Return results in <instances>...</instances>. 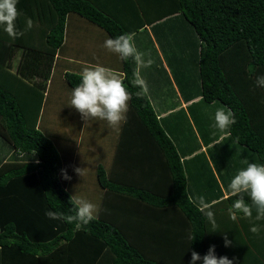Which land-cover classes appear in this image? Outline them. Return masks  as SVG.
<instances>
[{"label": "trees", "instance_id": "1", "mask_svg": "<svg viewBox=\"0 0 264 264\" xmlns=\"http://www.w3.org/2000/svg\"><path fill=\"white\" fill-rule=\"evenodd\" d=\"M23 3L18 0L16 6L20 10L17 28L30 37L40 21L46 46L36 49L25 45L15 73L0 65L4 71L0 73V141L11 152L7 159L0 158V264H189L193 250L202 257L210 245H215L217 256H227L233 264H264L256 254L261 256L264 249L257 247L264 238L256 241L242 214L237 221L230 218L229 209L236 197L220 200L227 212H214L215 220L226 227L221 229L217 224L215 230L189 197L184 162L174 142L148 96L134 95L140 89L132 84L137 66L131 59L122 61L119 57L121 76L133 98L127 120L113 143V162L122 163L125 180L116 181L114 171L108 177L100 164L96 165V180L105 199L108 194L122 196L126 206L138 204L142 212L103 209L96 220L79 229L75 223L46 215L73 214L72 196L59 178L65 150L39 125L46 80L54 53L63 43L67 16L75 14L88 20L108 38L132 34L146 22L136 0H130L128 16V20L134 15L139 19L134 27L90 0H31L30 4L25 2L26 9ZM161 5V14L147 23L167 15L185 22L188 34L196 39L200 103H217L233 113L236 122L227 129L232 144L251 151L257 164H264V138L252 127L251 114L235 90V74L230 75L224 57L226 52L239 55L245 49L248 59L239 55L243 59L239 64L247 59L250 76L257 66H264V0H162ZM28 19L33 26L26 30ZM177 27L181 23L171 25L175 30ZM24 34L13 41L0 26L1 61L11 58L13 46L25 43ZM33 77L39 81L29 84ZM81 79L80 73L63 74L70 88ZM212 161L221 177V164ZM246 202L250 203L247 197ZM225 234L231 251L219 253L218 248L225 246ZM251 245L256 252L247 259Z\"/></svg>", "mask_w": 264, "mask_h": 264}, {"label": "crops", "instance_id": "2", "mask_svg": "<svg viewBox=\"0 0 264 264\" xmlns=\"http://www.w3.org/2000/svg\"><path fill=\"white\" fill-rule=\"evenodd\" d=\"M26 1L27 3H31V0H24L23 5L25 9L27 7ZM90 1L109 14L117 16L122 20L126 19L128 25L134 27L139 22V19H136V15L128 20V16H131L130 9L132 8L130 0ZM136 2L140 4L143 20L146 23L143 27L132 33L134 37L133 43L136 49L144 54L145 60L152 59L154 61L151 67H141L137 71L148 85L149 92L147 96L162 127L174 142L181 161L184 162L188 195L197 206L199 205L200 198L203 197L205 202L213 205V212H227L224 211L220 200L230 195L228 185L231 179L239 170L246 168L248 163H257L256 158L246 148L232 144L233 141L230 140L227 130L220 131L214 127L216 111L223 109L225 112H229L227 108L217 103H200L201 96L196 65L198 51L196 39L194 35L188 34L186 27H184L185 22L178 18L175 20L176 18L167 15L147 23L148 19L155 18L161 14L162 9H164V5H161L162 0H136ZM34 6L36 7V5ZM26 15L24 11V22L27 19ZM37 23L39 25H36L34 35L29 37L28 34H24V37H27L25 43L19 44V47L13 46V49H15L14 53L9 60L1 61L0 59L1 66L15 73L18 63L22 59L25 45H30L36 49H42L46 46L44 39L45 30L40 21ZM174 23H177V25L181 23V27H177L176 30L171 28V25ZM17 29L20 31L21 28L18 27ZM106 39H108V36L98 26L75 14H69L65 22L63 43L54 53L50 75L46 80L44 91L45 103L49 101V93L53 87L55 72L59 74V81L55 83L65 87V89H61L62 96L56 98V103L59 98H65L62 100L64 101V106L69 107L66 120H64L63 124H60L65 134L55 133V131L59 130L57 122L54 129L51 122L48 131L55 141L62 140L63 143L66 140L64 142L66 149L70 145L69 140L73 139L71 142L73 146L71 147L70 145L71 148H68V154L65 150L67 168L64 164L66 160L63 161L62 167V170L65 171L66 169L69 176L73 173L72 168L79 151L77 149L79 148V144H82L83 148L85 146L89 148V146L87 139L85 141H83L84 139L80 140V137L83 138L86 132V122L80 116L78 120L79 117L75 113L76 109L69 105L74 88L63 85V74L64 72L82 74L84 67L99 64L121 75L119 56L117 53L109 51L104 47ZM243 54H246L245 49L239 55L243 56ZM239 55H236L233 51L224 54L227 70L230 71V75L235 74V90L251 114L252 127L264 138V87L256 86V78L264 75V66H257L253 75L250 76L245 67L246 60L248 59L247 55H245L247 59L241 64L239 62L243 59ZM1 72H4L2 68H0ZM38 81V77H33V79L27 82L32 84ZM65 108V111H67V107ZM42 110L41 115L43 113ZM103 122L104 125H108L106 121ZM39 125H41V118L39 119ZM104 125L101 128L106 127ZM114 152L115 147L111 145L108 157L110 159L109 165L105 166V164L99 163V161L97 165L100 164L104 167L108 177L114 171L113 174H115L116 178H114L115 176L113 178L118 181L121 180L124 171L122 163L114 164ZM10 153V150L5 148L0 141V158L7 159ZM213 159L218 164H221L220 173L224 178L223 181H221L222 176H219L217 168L213 164ZM117 173L120 176H117ZM63 182H65V185H70L68 180L63 179ZM100 194L102 200L99 212L103 211V209L104 211L115 213L142 212V206L138 204L130 207L126 206L122 196L116 197L112 195L110 197L108 194L105 199L104 190H100ZM117 214L118 216L121 215L120 213ZM255 215L256 212L253 209V217ZM136 216L146 218L144 214H136ZM247 221L249 222L247 223L249 232H251L250 227L252 223L260 226L261 230L258 235L251 232L252 235L256 236V241L259 242L262 237L264 238V220ZM217 224L219 226L224 225L222 222H216V226ZM222 227L225 228L226 226H221V229ZM261 242L259 243L262 246L259 245L257 247L259 250L264 249V241ZM250 249L253 250L252 245ZM228 250L231 251V249L225 246L218 248L219 253H226ZM249 251H247L245 256L247 259H251L253 257L252 253L256 252L254 250L253 252ZM256 254L259 258L263 259L264 263V250L261 256L257 252ZM236 257L239 256L236 255Z\"/></svg>", "mask_w": 264, "mask_h": 264}, {"label": "clouds", "instance_id": "3", "mask_svg": "<svg viewBox=\"0 0 264 264\" xmlns=\"http://www.w3.org/2000/svg\"><path fill=\"white\" fill-rule=\"evenodd\" d=\"M17 3L18 0H0V26H3V30L13 41L24 34L16 26V21L20 16L16 7ZM32 26V20L28 19L26 30L31 29ZM133 39L132 34H121L115 38L106 39L104 47L117 53L122 61L133 60L137 69L151 67L154 61L144 59V54L136 49ZM134 77L132 84L140 89L134 95L136 98L146 97L149 92L146 81L140 77L138 71L134 72ZM124 79L125 77L119 73L102 65L86 66L82 71L81 82L72 91L69 105L81 114V118L86 123L89 120H104L111 127H119L127 120L129 101L133 98ZM256 86L264 87V75L256 78ZM235 122L233 113L225 112L223 109L216 111L214 127L220 131L227 130ZM75 172L82 176L84 174L81 168H76ZM62 176L65 180L71 179L64 170H62ZM228 191L230 197H236L229 209L230 218L233 221H237L238 214H242V218L250 222L264 220V164L248 163L246 168L239 170L231 179ZM246 197L250 203L246 202ZM70 203L73 214L48 212L46 215L50 219H63L70 224L75 223L78 229L98 218V209L95 204L75 196L70 197ZM212 208V204L205 202L203 197L200 198L198 210L215 230L216 220ZM253 209L256 212L255 217H253ZM260 230V226L252 223L250 227L252 233L258 235ZM190 239L194 240L195 236H190ZM230 244L231 241L225 234V247ZM197 261H202V264H233V260L227 256L216 255L215 245H210L207 253L202 257L193 250L189 264H197Z\"/></svg>", "mask_w": 264, "mask_h": 264}, {"label": "rangeland", "instance_id": "4", "mask_svg": "<svg viewBox=\"0 0 264 264\" xmlns=\"http://www.w3.org/2000/svg\"><path fill=\"white\" fill-rule=\"evenodd\" d=\"M61 77V76H60ZM59 81V74L58 72H55L54 79H53V87L50 90L49 93V101L43 105L42 115H41V128L47 129L50 125V123L53 125V129L56 128V122L58 123L59 127L57 131H55L56 134H65V131H62V127L60 124L64 123V120H66V115L68 113V106H64V100L65 98H59L56 103V98L58 96H62L61 89H65L61 84H56L55 82ZM63 81V80H62ZM60 85V87H59ZM63 85L67 86L66 83L63 81ZM67 99V98H66ZM61 101V102H60ZM62 103V104H61ZM67 107V111L66 108ZM75 113L77 114V117H81V114L76 110ZM78 118V120L80 119ZM52 120V121H51ZM104 120H89L86 123V132L84 133V137L81 139L88 140V146H85L83 148L82 144H79V148H77L78 154L75 157L74 165L72 168V175H70L71 179L68 180L70 185H67V190L69 191L71 196H75L77 198L85 199L97 206L98 212L100 210L101 205V194L100 190H102L96 180V165L99 161V163L105 164V166H108L110 163L109 157V151L111 148V145L115 143V138L118 134V127H111L107 124L104 125ZM55 125V126H54ZM106 126L104 128H101V126ZM108 129V130H106ZM79 139V137H78ZM114 139V141H113ZM72 138L69 140L71 147L72 145ZM55 145H57V141L53 139ZM59 140L58 143L60 146L64 147L63 149L67 151V154L69 152L68 148H71L70 145L67 146L65 142ZM74 143V142H73ZM94 146V147H93ZM86 153V154H85ZM97 153V154H96ZM66 162L64 164L67 168V159H65ZM76 168L83 169V176L79 175L75 172ZM70 171V170H69ZM71 172V171H70ZM68 174V173H67ZM60 181L62 183V177L60 176Z\"/></svg>", "mask_w": 264, "mask_h": 264}]
</instances>
